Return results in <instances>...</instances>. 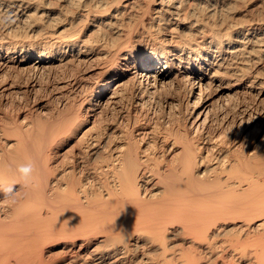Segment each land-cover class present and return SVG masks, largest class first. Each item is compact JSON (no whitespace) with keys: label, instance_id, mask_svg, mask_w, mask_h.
<instances>
[{"label":"bare ground","instance_id":"obj_1","mask_svg":"<svg viewBox=\"0 0 264 264\" xmlns=\"http://www.w3.org/2000/svg\"><path fill=\"white\" fill-rule=\"evenodd\" d=\"M41 1L0 0V73L85 67L53 118H0L17 138L0 140V264H264V147L210 131L207 97L235 77L264 98V18L233 20V0H61L73 7L56 15ZM166 85L194 106L157 153L140 112ZM240 111L230 134H264L262 115Z\"/></svg>","mask_w":264,"mask_h":264},{"label":"rangeland","instance_id":"obj_2","mask_svg":"<svg viewBox=\"0 0 264 264\" xmlns=\"http://www.w3.org/2000/svg\"><path fill=\"white\" fill-rule=\"evenodd\" d=\"M42 1H41V3L39 2L43 7L42 9H44L42 11L43 12L44 11L45 12H52L53 11L52 13H54V15L58 14L60 12L61 8H63V7L64 8H66L67 6H68V8H70L71 6L73 7V5L65 3L61 0L60 1L59 0H42ZM48 1H52V2H48ZM262 2L264 3V0H239V1L233 0V6L234 7H233V11L231 13L233 15L232 16L233 20L237 19L235 21H238L239 23H241V22H248L249 19L250 20L253 19L251 21H254L255 19L260 20V19L264 18L263 17L264 16V10H263L264 4ZM132 10L135 12L138 11L136 8H133ZM206 16L209 17L208 14H206ZM257 20H255V21H257ZM58 21H61V20H58ZM61 23H62V25H61ZM64 27L65 26H64L63 22H60V28L59 29L62 30V29H64ZM87 28L88 27L83 28L84 31L82 32V34H85V36H87L90 33V30L87 31ZM189 31L190 30L185 25H183L182 27L179 28V32H181V33L184 32L183 34H186ZM169 33L170 32H168V34ZM168 36H170V35H167V37ZM34 57L35 56H32L33 59H34ZM262 61H261L262 63L260 61L255 62V63H257L256 68L260 72L259 76L262 74V76H260L261 79L264 78V76H263L264 75V60H262ZM71 63L67 62V63H64L65 66L60 65V66L53 67L52 69L51 68L43 69L42 71L41 70L33 71L31 69L29 70V68H27V67L25 69H23L25 65L20 66V67H15L12 69L9 68V69H7L8 71L6 69H4L0 73L1 74L0 79L2 78V81H3L2 82L0 80V86H1L0 87V118L4 114H8V115L19 114V118L21 119V122L24 121L25 124L30 123L32 112H34L37 116H40L42 119H45V120L48 118H53L54 115L56 114L57 109L61 108L63 102L67 99V97H69L71 95V85L69 84V81L73 80L77 76H80V73L83 71V69L85 67L84 64H81V65L77 64L78 66L75 65L76 64L75 61H72ZM58 67H60V68H58ZM5 70H6V72H5ZM261 70H262V72H261ZM16 71L19 74L16 73ZM4 72H5V77H2ZM233 78L236 79L235 77H233ZM233 78L232 77L230 78L233 83L231 82V83H229V85H227L228 82L223 83L224 88L221 89L222 91L215 93L216 91L211 90L212 92H210V91L209 92L212 95H208L209 92H207V94H206V96L208 95L207 97H209V96L211 97V98L209 97L210 101H212L213 103L216 104V105L214 104L215 107H214V105L212 106V108L213 107L214 108H213V111L211 109L212 112H210V116H209L210 119L208 121L209 129H210V131H217L218 130L220 135H222V133H223L224 135H226V134L228 136L231 135L232 138L235 137L234 142H236V145H239V147L242 143L245 145L248 143V145L251 146V148H253V147L258 148L260 146H261L260 148H263L264 147V142H263L264 137L262 135H264V134L260 133L258 131V128H259L258 125H256L255 129H250L247 132L245 131L244 133H242L240 135V137H238L237 135L235 136V134H236L235 132L234 133L232 132V134H230L231 131L228 132L230 126L224 125L223 121H224L226 116L228 117V116H232V115H238L241 112L240 110L243 108H249L250 110H252V114L254 116H257L260 114V116L262 115L261 117L264 118V98H263V95H258L256 88L250 89V88H245L244 85L243 86L238 85V84L235 85L234 83H236V82L234 81ZM5 81H7V82H5ZM245 82H249V81L245 80ZM233 84H234V88L229 87V86H232ZM175 87L177 88V86H175ZM175 87H173V86L171 87L169 85H166V87L164 86V88L162 87V88L158 89L157 92L154 94V98H156V101H153L152 100L153 98L149 99L148 103L144 106V109L142 111L143 113L140 112L141 118H144V120L149 119L148 124L152 128L154 134H151V136H149L147 138V140L148 139L149 140H155V141L157 140L156 146L158 145V147L156 149L154 148L157 153H161V151H163V149L161 148L163 145H168V144L171 145V143H172V141L165 142L162 139L163 137H161L160 135L163 136V134H165V132L166 133L172 132V131H174L176 129L178 130V128L182 127L181 125L183 124L184 120L186 119L187 112L191 111L192 107L194 106L193 104L187 105L186 101H185L186 105H185V103L180 105L177 101H178V99H180L182 97L183 93L180 89H178V88L176 89ZM20 91H22V92H20ZM251 92H252V94H251ZM213 93H215V94L213 95ZM161 96L163 99L161 98ZM215 98H217V99H215ZM213 99H215V100H213ZM65 111L68 112V111H70V109L65 110ZM126 123H127V120L123 119V126H126ZM220 125H222V126H220ZM171 128L174 130H172ZM168 129L169 130L171 129V130L169 131ZM230 129H231V127H230ZM176 131H174V132H176ZM1 132L2 131L0 130V140L2 139V141L4 140V142L6 141V144H8L9 147L10 146L13 147V144H14V146H16V144H17V138L16 137H13V136L8 137V135H3L4 133L2 132L3 133L2 134ZM74 143H75V140L71 139L64 145V148L62 150L63 162L65 161L64 167H68L70 165V159H68V158H71L72 155L74 154V152L76 153L79 151V148H77L78 146H76L77 144L76 143L74 144ZM172 148L173 149L171 151H169V153L164 152L165 155L168 156V160H172V158H174L178 154V152L180 151V148L178 145H176L175 147L173 146ZM72 150H74V151H72ZM65 159L67 160V162ZM79 174L81 175V172H79L77 174V176L80 177ZM12 185L14 186L13 188H15V187L18 188V182H13ZM4 198L5 197L3 196V199Z\"/></svg>","mask_w":264,"mask_h":264},{"label":"clouds","instance_id":"obj_3","mask_svg":"<svg viewBox=\"0 0 264 264\" xmlns=\"http://www.w3.org/2000/svg\"><path fill=\"white\" fill-rule=\"evenodd\" d=\"M33 171H34V166L31 163L26 164V165H21L18 168V172L21 174L22 178H24L26 181L31 177ZM4 191L8 194H11L13 193V188L8 187Z\"/></svg>","mask_w":264,"mask_h":264}]
</instances>
